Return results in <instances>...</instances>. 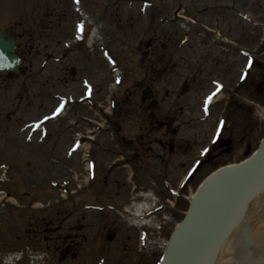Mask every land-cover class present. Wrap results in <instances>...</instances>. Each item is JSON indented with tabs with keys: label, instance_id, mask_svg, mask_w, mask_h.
I'll use <instances>...</instances> for the list:
<instances>
[{
	"label": "rangeland",
	"instance_id": "rangeland-1",
	"mask_svg": "<svg viewBox=\"0 0 264 264\" xmlns=\"http://www.w3.org/2000/svg\"><path fill=\"white\" fill-rule=\"evenodd\" d=\"M76 1L0 0V29L16 41L22 67L27 69L23 76L18 72L0 75V165L8 168L9 180L2 189L11 197L0 203V264L8 252L16 255L25 247L47 252L46 264H154L157 252L137 254L140 229L131 225L126 213L136 194L147 196L149 208L157 202L174 203L168 183L178 191L194 169L197 173L179 192L189 198L212 171L242 161L259 145L264 118L255 106L264 110V43L260 44L264 0L238 2L242 12L261 23L256 30L234 14L200 11L199 1L184 0L183 25H204L240 47L235 51L239 54L225 56L213 49L221 61L217 68L204 59L209 46L201 35L190 34V42L172 52L186 34H180L179 26L160 23L157 11L143 5L128 11L124 0ZM158 2V14L175 5V0ZM48 6L56 7L49 17ZM76 7H83L96 20L97 28L83 42L73 44L79 24V16L73 14ZM131 19L134 26L127 30ZM148 21H156V29L141 34ZM126 31L128 36H124ZM161 58L162 75L156 78L153 65ZM144 78L158 104L149 113L147 106L140 105L141 92L136 89ZM84 83L92 90L88 104L81 101L87 94ZM185 86L188 90L181 94ZM61 103L64 116L53 121ZM85 118L92 124L83 121ZM41 120L48 129L44 140L32 133V125ZM221 120L226 125L217 133ZM72 123V130L65 129ZM93 125L95 130L90 128ZM101 125L104 130L98 132ZM142 128V155H134L128 163L126 157L134 145H126V141H133ZM90 131L94 137H89ZM79 136L87 137L85 149L68 155L69 146ZM222 141L229 145L221 147ZM171 144L178 146L173 152L169 151ZM86 153L89 158L96 155L97 161L96 177L90 174L97 179L90 186L85 180ZM204 153L205 159L196 165ZM53 182L57 187L50 185ZM65 183L71 184L66 189L75 192L66 200L59 190ZM175 203L174 209L165 208L159 215L170 219L162 233L167 239L188 207L182 198L176 197ZM106 204L111 211L78 213L84 207ZM47 207L54 213H74L68 221L74 224L85 218L86 230L81 233L85 240L79 241L83 249L75 261L68 258L60 263L35 236L37 225L32 228L31 224L39 222ZM108 234L114 237L111 242Z\"/></svg>",
	"mask_w": 264,
	"mask_h": 264
},
{
	"label": "water",
	"instance_id": "water-1",
	"mask_svg": "<svg viewBox=\"0 0 264 264\" xmlns=\"http://www.w3.org/2000/svg\"><path fill=\"white\" fill-rule=\"evenodd\" d=\"M14 50V43L5 39L0 31L1 74L18 68L20 59ZM150 93L146 89L144 98L150 97ZM154 106L152 102L150 107ZM263 137L264 133L259 144ZM260 191H264V141L251 158L222 168L201 186L184 220L173 233L161 264H211L238 222L248 197ZM247 205L240 224L222 246L214 264L264 262V195ZM160 258L158 253L154 264H158Z\"/></svg>",
	"mask_w": 264,
	"mask_h": 264
},
{
	"label": "flooded vegetation",
	"instance_id": "flooded-vegetation-1",
	"mask_svg": "<svg viewBox=\"0 0 264 264\" xmlns=\"http://www.w3.org/2000/svg\"><path fill=\"white\" fill-rule=\"evenodd\" d=\"M127 3L129 2V0H124ZM150 1V3L153 6H158L160 5V3L158 2V0H148ZM191 1V0H190ZM200 2L202 8L200 9V11H213V10H218V11H225L227 13H231L234 14L236 17H238L240 19V17L244 14H242V11L240 10V8L238 7L239 4V0H227L230 4L228 5H219V2H225V0H197ZM215 4H217L216 6H214ZM194 5V4H192ZM195 6V5H194ZM209 7L211 8V10L209 9ZM167 11V10H166ZM165 11V12H166ZM173 10L167 11V12H171ZM139 16V15H138ZM167 15H165L166 17ZM244 18L248 19L249 24L252 28H254L256 30L257 26L256 24L259 22L258 20L254 19L252 16L244 15ZM134 23L131 20L127 21V25L126 28L131 29L133 28ZM204 31H199L198 26H190V28H192V34L196 33V34H205L206 37H204V40L206 41V43L208 44L209 48H207V54H205V61L207 62L208 60L210 61V63L214 66V67H220L221 65V61L219 57H215L213 55L212 50H216L220 47L217 46V43L213 42L212 40V36L210 34L214 33V31L210 28L205 27L204 25H202ZM129 31H126L125 35H128ZM211 48V49H210ZM221 48V47H220ZM213 50V51H214ZM223 51V49H220V51L217 53L220 56H225L227 54H221V52ZM160 60H163V58H161ZM144 131V128H142V130L138 133V135L135 137V139L133 140L132 143H130V145H134V147H132L131 152H130V157L134 158L135 156L140 157V155H142L141 153V148L143 146V141H144V137H142V134ZM175 134V133H174ZM144 147V146H143ZM178 146L177 145H169V151L173 152ZM188 150V149H187ZM144 152V151H142ZM60 215H63L62 219H60V221L58 222L57 217H59ZM67 214H65L64 212H57L55 213V216L52 214H47L45 216H43L41 218V221L38 222L37 224H31V227L33 228L34 225H37V233H35V236H38L40 238V240L44 241L48 248V250H50L53 254V256H56V258L58 259L59 262L64 263L67 262L66 260L68 258H70L72 261H75L77 258L81 257V253L83 247L81 246L82 244L79 242L80 240H85V235H82L81 233H83L84 230H86V228L83 225L80 224H69L67 223L68 219L71 218V216H66ZM81 220L83 222H85V218L82 217ZM41 228V229H39ZM50 245V246H49Z\"/></svg>",
	"mask_w": 264,
	"mask_h": 264
},
{
	"label": "snow or ice",
	"instance_id": "snow-or-ice-1",
	"mask_svg": "<svg viewBox=\"0 0 264 264\" xmlns=\"http://www.w3.org/2000/svg\"><path fill=\"white\" fill-rule=\"evenodd\" d=\"M77 27H78V31H83L82 25H78ZM217 91H219V86H217ZM212 95L214 96L215 93H213ZM211 99H212V96H209L207 98L208 101H210ZM62 108H63V103H61L60 107H57L56 111L53 113V116L58 115L61 112ZM45 119H48V117H45Z\"/></svg>",
	"mask_w": 264,
	"mask_h": 264
},
{
	"label": "bare ground",
	"instance_id": "bare-ground-1",
	"mask_svg": "<svg viewBox=\"0 0 264 264\" xmlns=\"http://www.w3.org/2000/svg\"><path fill=\"white\" fill-rule=\"evenodd\" d=\"M197 173V172H196ZM144 207V205L142 206ZM134 211V219H133V225H139L141 223V221L139 220V215L142 211V208L140 206H136L135 209L133 210Z\"/></svg>",
	"mask_w": 264,
	"mask_h": 264
}]
</instances>
